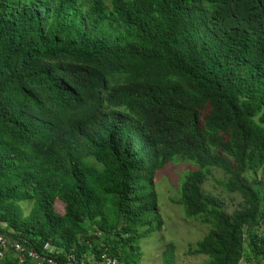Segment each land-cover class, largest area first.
I'll return each mask as SVG.
<instances>
[{
  "label": "trees",
  "instance_id": "16d2710c",
  "mask_svg": "<svg viewBox=\"0 0 264 264\" xmlns=\"http://www.w3.org/2000/svg\"><path fill=\"white\" fill-rule=\"evenodd\" d=\"M176 157L196 168L172 202L210 221L185 254L261 264L264 0H0V233L25 247L0 264H131Z\"/></svg>",
  "mask_w": 264,
  "mask_h": 264
},
{
  "label": "rangeland",
  "instance_id": "374dc122",
  "mask_svg": "<svg viewBox=\"0 0 264 264\" xmlns=\"http://www.w3.org/2000/svg\"><path fill=\"white\" fill-rule=\"evenodd\" d=\"M196 168L195 164L187 159L176 157L173 161L166 164L158 170L154 179V188L157 193V202L161 225L157 228V221L153 220L154 229L145 236L136 241L137 252L128 256L131 264H162V252L168 242L175 245L174 264H201L207 259L206 255H186L188 243H195L200 240L209 229V218L204 215L188 216L185 215L183 206L172 202L179 197V186L184 180L188 170ZM222 172L218 169H212V174L202 184L206 193L214 194L225 201V207L228 212L237 208L241 198L237 193H229L220 185L219 180ZM258 189V187L256 186ZM264 194V193H263ZM24 215H28L32 206V200H23L19 202ZM56 210L63 212L61 201L56 202ZM147 226L139 227L140 231ZM7 242L9 239H6ZM12 242V241H9ZM246 248V247H245ZM247 249V248H246ZM247 252V250H246ZM244 252V253H246ZM240 264H250L247 260L249 254L246 253ZM264 264V260L260 259ZM90 262H93L90 260ZM81 264H87L83 262Z\"/></svg>",
  "mask_w": 264,
  "mask_h": 264
},
{
  "label": "built area",
  "instance_id": "2783aa9c",
  "mask_svg": "<svg viewBox=\"0 0 264 264\" xmlns=\"http://www.w3.org/2000/svg\"><path fill=\"white\" fill-rule=\"evenodd\" d=\"M7 240H6V237L4 236V234L0 233V244L2 246H5L6 245ZM11 246H13L15 248L16 251L19 252V259L22 261L23 260V249L25 248L22 244L16 242V241H12V242H9ZM49 248V250L51 251H54L55 248L52 247V246H47ZM29 256H31L32 258L34 259H39L40 260V256L37 255L36 252H33V251H30L29 250V253H28ZM70 257V256H69ZM103 258H104V264H117V261L114 260V259H110L109 257H106V255L104 254L103 255ZM51 263L52 260H49Z\"/></svg>",
  "mask_w": 264,
  "mask_h": 264
},
{
  "label": "crops",
  "instance_id": "0c3cea01",
  "mask_svg": "<svg viewBox=\"0 0 264 264\" xmlns=\"http://www.w3.org/2000/svg\"><path fill=\"white\" fill-rule=\"evenodd\" d=\"M258 233L264 235V226L259 228Z\"/></svg>",
  "mask_w": 264,
  "mask_h": 264
}]
</instances>
